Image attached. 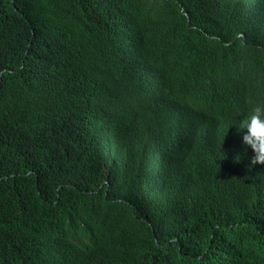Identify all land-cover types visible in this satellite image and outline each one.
<instances>
[{"label": "trees", "instance_id": "16d2710c", "mask_svg": "<svg viewBox=\"0 0 264 264\" xmlns=\"http://www.w3.org/2000/svg\"><path fill=\"white\" fill-rule=\"evenodd\" d=\"M12 63L0 264H264V170L206 124L264 101V0H0Z\"/></svg>", "mask_w": 264, "mask_h": 264}, {"label": "clouds", "instance_id": "9594fccd", "mask_svg": "<svg viewBox=\"0 0 264 264\" xmlns=\"http://www.w3.org/2000/svg\"><path fill=\"white\" fill-rule=\"evenodd\" d=\"M12 66L18 65L12 63L0 69V87L4 74L10 72ZM223 104L229 107L228 119L215 118L213 122H207L208 131H214L215 126H228L226 137H231L228 143L230 163L240 156L244 157L245 176L251 173L255 179L264 170V101H256L255 93L246 81L236 86L230 95H226ZM7 109L5 106L0 112Z\"/></svg>", "mask_w": 264, "mask_h": 264}]
</instances>
